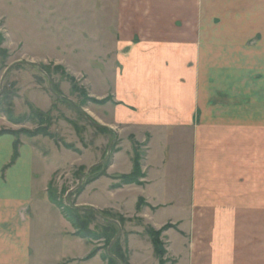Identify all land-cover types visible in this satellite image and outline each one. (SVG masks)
Segmentation results:
<instances>
[{"label": "crops", "instance_id": "0c3cea01", "mask_svg": "<svg viewBox=\"0 0 264 264\" xmlns=\"http://www.w3.org/2000/svg\"><path fill=\"white\" fill-rule=\"evenodd\" d=\"M193 1L219 3V13H234L237 26L196 28L194 10L187 30L177 32L178 60L161 66L158 85L146 79L162 73L154 66L163 44H143L146 59L137 58L136 73L127 70L114 91L121 105L109 108V125L126 138L109 171L133 172L135 135L147 144L145 185L112 191L101 177L85 192L88 207L128 220L121 240L130 264H159L146 228L168 222L176 227L166 235L175 264H264V0ZM250 32L253 39L243 41ZM34 140L0 136V264H105L102 252L89 258L94 246L76 237L46 198L39 165L46 167L47 157ZM140 199L148 205L137 212Z\"/></svg>", "mask_w": 264, "mask_h": 264}, {"label": "rangeland", "instance_id": "374dc122", "mask_svg": "<svg viewBox=\"0 0 264 264\" xmlns=\"http://www.w3.org/2000/svg\"><path fill=\"white\" fill-rule=\"evenodd\" d=\"M218 4L212 3L210 7L209 3L193 0H0V36L3 38L0 48L8 55L6 67L0 71V97L4 92L11 95L10 106L6 103L5 108L11 110L14 119L24 118V122L18 124L1 113L0 132L46 130L52 135L30 137L21 133L15 137L35 139L41 155L47 157L46 167H38L46 179V198L51 203L50 197L56 198L61 208L52 204L60 212L59 217L68 222V228L74 231L75 236L77 231L65 214H68L67 208L73 205L81 206L83 210L90 209L88 205L92 204V199L85 192L93 181L108 178L112 191L134 185L123 182L121 177L124 174L109 171L114 154L122 150L121 144L126 140L121 127L109 125L113 122L109 108L121 105L114 97V91L122 84L121 79L129 76L128 71L136 73L134 64L137 58L146 59L142 55L145 42L157 40L163 44V54L156 58L154 68L176 63L177 32L187 30L191 17L196 16L194 10L200 13L199 17L193 18L192 26L195 24L196 28L206 25L214 30L222 24L237 26L232 18L234 13L229 11L227 17L221 15ZM249 20H253L255 26L260 25L257 18ZM240 24L245 25L242 19ZM248 27H252L251 22ZM230 36L240 35L235 33ZM254 36L251 32L241 34L243 41ZM199 39L196 37V44L201 42ZM192 41L185 40V45H192ZM124 46L127 48L124 49ZM124 57L129 61L127 65H122ZM44 68L51 72V79L46 77ZM161 71L152 74L150 79L148 76L146 81L160 84L166 72L162 68ZM50 88L54 92L56 89L57 96ZM129 141L133 162L136 157L140 158L142 177L139 181L143 186L146 179L141 161L147 144L139 143L135 135L129 137ZM99 163H103L99 166L100 170L89 173L91 167ZM82 181V187L68 195ZM147 205L144 200L137 212ZM98 212L117 221L121 219L124 224L128 221L116 211ZM78 215L87 220L88 229L100 237V240L96 237L85 239L94 246L92 251L102 252L103 259L106 258L109 246L105 236L111 234V229L115 231L108 225V219L84 212H78ZM175 228L171 222L161 229L146 228L151 243L148 232L154 230L161 233V244L166 252L162 260L164 264H175L170 256L173 246L169 243L170 235L168 240L166 237ZM123 246L120 237L119 248L129 260ZM155 257L161 264V259ZM104 262L110 264L108 260L104 259Z\"/></svg>", "mask_w": 264, "mask_h": 264}, {"label": "trees", "instance_id": "16d2710c", "mask_svg": "<svg viewBox=\"0 0 264 264\" xmlns=\"http://www.w3.org/2000/svg\"><path fill=\"white\" fill-rule=\"evenodd\" d=\"M2 39L3 38L0 36V45H1L2 41H3ZM7 56H8L7 52L4 49L0 48V71L4 67H6L5 66V60L7 59ZM19 66L20 65H17L16 67H19ZM43 70L45 71L46 77L51 79V72H49V70L46 69V68H44ZM55 92H56V89H55ZM11 98H12L11 95H8V93L6 94L5 92L0 97V114L1 113L6 114V116L9 118V120L11 122L20 124V123L24 122V118L23 119H19V120L14 119L12 117L11 110L5 108L6 103H7V106H8V104L10 106V102L9 101L11 100ZM42 121H44V120H42ZM21 133L26 134V135L29 134L28 136H30V137H33L32 135H38V134H43L46 137H52V135L49 132H47L46 130H37L36 132H33V133H30L29 131H23V132L1 131L0 132V136L4 135V134H11L13 136L18 137V135H20ZM19 144H20V142L17 140L16 148H18ZM17 156H18V150H16L15 158ZM139 161H140V158L136 157L135 162H134V170H133V172L130 175H125V176L121 177V179L123 180V182L125 184L142 185V183L139 181V179L142 177V174H141L140 168H139L140 167L139 166L140 165ZM108 164H109V161L107 162V166H108ZM100 168L101 167H98V168L94 169L93 171L100 170ZM50 200L52 201L53 204L59 206V204L57 203L56 198L50 197ZM143 204H144V199H140L138 204H137V209H141V206H143ZM73 206H70V208H67L68 209L67 210L68 214H65V216L71 222L73 227L76 229V231H77L76 232V236L80 237L82 239H86L87 240V239H93V238L96 237L97 240H100V237L98 235L93 234L88 229L89 222L87 220H83V218L78 215V212H84L86 214H91L92 216H95V215H98L99 217H105L106 216L105 218H107V219H113V220L117 221L116 218L111 217L110 215H106V214H104L102 212H96V211H94L92 209L83 210V209H80V208H75ZM59 207L61 208V206H59ZM118 222L123 226V224H124L123 220L119 219ZM107 223H108V225H110V227H113V229L115 230L113 232L112 229H111V234H106V236H105L106 237V241L108 242V246H110V243H111L112 239L115 237L116 233L118 232V228L114 224H112V223H110L108 221H107ZM148 233L150 234V237L152 239L155 255L158 256L161 259V264H164L162 262V260H163L164 255L166 254V252L163 249V245L161 244V240H160L161 233L160 232H155L154 230H150ZM96 254H97V252L93 251L91 253V255L89 256V258L94 257ZM112 254L119 261H121L122 264H130L129 260H127V254L124 253L123 251H121V249L119 248V240L117 241V243L112 248ZM104 259L108 260L110 264H118L117 261L115 259L109 257V255L106 258H104Z\"/></svg>", "mask_w": 264, "mask_h": 264}, {"label": "water", "instance_id": "95a60500", "mask_svg": "<svg viewBox=\"0 0 264 264\" xmlns=\"http://www.w3.org/2000/svg\"><path fill=\"white\" fill-rule=\"evenodd\" d=\"M6 75H7V72H6V74L3 76L2 80L5 79ZM50 91L53 93V95L57 96V94L53 91L52 88H50ZM62 99H65V98L62 97ZM65 100H66V99H65ZM66 101H67V100H66ZM71 103L73 104V102H71ZM80 111H81L82 113H84V111H83L82 109H80ZM109 156H110V151H109V153H108V157H109ZM104 162H105V161H104ZM104 162H103V163H104ZM103 163H99V164H96V165L92 166L91 169L89 170V173H91L94 169H96V168H98L99 166H101V164H103ZM82 185H83V181H82V182H81L76 188L72 189V190L68 193V195H69L70 193L74 192L75 190H78L79 188H81ZM75 208H78V207H75ZM90 209H92V210L98 212V210H97L96 208H94V207H90ZM108 222L114 224V225L118 228V233L115 235V237L113 238V240H112V242H111V244H110V246H109V249H108V255H109V257L115 259V260L117 261L118 264H122L121 261H119V260H118V259L112 254V248H113L114 245L117 243V241L120 239V237H121V235H122V232H123V229H122V226L120 225V223H119L118 221H116V220L108 219Z\"/></svg>", "mask_w": 264, "mask_h": 264}, {"label": "bare ground", "instance_id": "6f19581e", "mask_svg": "<svg viewBox=\"0 0 264 264\" xmlns=\"http://www.w3.org/2000/svg\"><path fill=\"white\" fill-rule=\"evenodd\" d=\"M58 98V97H57Z\"/></svg>", "mask_w": 264, "mask_h": 264}]
</instances>
